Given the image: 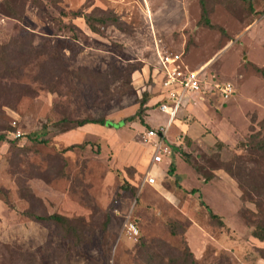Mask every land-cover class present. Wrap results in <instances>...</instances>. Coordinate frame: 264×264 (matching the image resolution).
<instances>
[{
	"label": "rangeland",
	"instance_id": "1",
	"mask_svg": "<svg viewBox=\"0 0 264 264\" xmlns=\"http://www.w3.org/2000/svg\"><path fill=\"white\" fill-rule=\"evenodd\" d=\"M248 1L251 10L244 0H204L208 28L199 0H0V264H264V239L251 235L264 224V157L240 147L264 118L255 70L264 69V0ZM98 17L116 21L98 26ZM156 42L234 92L189 103L200 141L173 146L150 186L142 133L166 118L156 108ZM138 109L120 128L70 123H116ZM175 126L170 139L182 132ZM235 158L249 174L244 186L221 166ZM217 175L238 193L236 206L213 196ZM51 214L73 228L32 218Z\"/></svg>",
	"mask_w": 264,
	"mask_h": 264
},
{
	"label": "built area",
	"instance_id": "2",
	"mask_svg": "<svg viewBox=\"0 0 264 264\" xmlns=\"http://www.w3.org/2000/svg\"><path fill=\"white\" fill-rule=\"evenodd\" d=\"M155 56L161 72L160 93L162 99L157 109L166 115L163 125L143 131L142 139L149 146L151 153L148 171L144 182L150 186L156 183V175H151L152 168L170 157L173 146L183 142V135L178 134L174 140L169 138V130L186 98L191 94H218L222 99L229 98L233 92V84L219 77L212 71L205 69V65L197 69H189L182 60V53H168L159 50L157 42L154 44ZM128 232L135 236L138 234L133 223H128Z\"/></svg>",
	"mask_w": 264,
	"mask_h": 264
},
{
	"label": "trees",
	"instance_id": "3",
	"mask_svg": "<svg viewBox=\"0 0 264 264\" xmlns=\"http://www.w3.org/2000/svg\"><path fill=\"white\" fill-rule=\"evenodd\" d=\"M248 2V7L251 10V5H250V1L248 0H244ZM199 5H200V23H202L203 25H205L208 28H214V26L212 24H210V21L208 19V11L205 5L204 0H199ZM73 14L75 15V17H80V12H73ZM60 15H64L63 12H60ZM86 18V22H87V26L89 27L90 30H92L93 32H97L98 29L96 27H94V25L92 23H90V19L89 17H85ZM97 24L98 26H107L108 23L110 22H115L116 18L113 17L112 19H108L107 17H98L97 19ZM97 26V27H98ZM255 70L260 73V75L264 78V69L262 68H257L255 67ZM160 104V102L156 103V107ZM142 110L138 109L137 112L128 118H125L123 120H120L119 122H112V121H108V120H104V119H90V118H83V119H77L75 121H70V123H72L75 127H81L84 126L86 124H97L100 126H104V127H111V128H120L121 126H123L125 124V122L127 121H133L134 118L141 116L142 114ZM60 122H67L66 120H61ZM140 123H143V120L140 119ZM34 140V138H33ZM223 144L218 141L216 143V150L221 151ZM240 147H242L243 149L245 148L246 151H248L249 154H253L256 156H260V157H264V118L261 119L258 123V130L257 131H253L244 139V142L240 143ZM235 164H229V165H225V164H221L222 168L225 170V172L227 174H229L231 177H235V179L241 184V185H246L245 183V178L247 176H249L248 173H241L240 175V171L239 169H241V162L238 158L234 159ZM173 163L169 165L168 169H167V174H171L174 171V167H173ZM249 188V187H248ZM257 189L254 186H251L249 188V191L252 193H256L257 194ZM192 193L197 192V190L195 189H191ZM259 194V193H258ZM201 204L203 205V207L205 208L206 212L208 213V216L210 219L212 220H217L219 222L220 218L217 214H215L212 209L206 205L203 201H201ZM32 218H34L35 220L38 221H53L54 223L60 225V226H65L67 227V229H72L73 226L69 223L68 219L64 216H61L59 214H51L48 216H33ZM221 221V220H220ZM174 234V232L172 233ZM251 235L259 240H263L264 239V224H261L257 227H254V229L251 231ZM189 256L191 257V254L189 253ZM183 261H185V258H182ZM191 263H193V261L191 260Z\"/></svg>",
	"mask_w": 264,
	"mask_h": 264
},
{
	"label": "crops",
	"instance_id": "4",
	"mask_svg": "<svg viewBox=\"0 0 264 264\" xmlns=\"http://www.w3.org/2000/svg\"><path fill=\"white\" fill-rule=\"evenodd\" d=\"M153 49H154V47H153ZM154 58H155V64L154 65L156 66L155 71H156V74H157V76L159 78L158 86H159V90H160V88H161L160 81H161L162 75H161V72H160V69H159V65H158V62H157V59H156V56H155V52H154ZM153 72H154V68H153ZM142 73L144 74V72L142 71L141 73H139V75L141 76ZM207 96H211L212 97V94L211 95H206V96L200 95V94H198V95L197 94L189 95L186 98V102L184 103L183 110H182L181 114H179V113L177 114V117L174 120V122H176V126L174 127V129L182 130L181 134L183 135V139H186L187 136H188V137L192 138V140L200 141L196 137H194V134L197 132V128H199L194 123L197 120V118H200V117L197 114V112L192 109L193 106H189V107H187V106L189 105V103L196 104V106H198V104L204 106L201 103L205 100V98ZM198 108H200V106H198ZM192 114L195 115V120L192 123L191 122L189 123L191 117L193 116ZM165 121H166V118H165ZM144 123L145 124H149L148 116L146 117ZM163 124H158V125L150 127V128H155V127H157L159 125H163ZM171 128H173V127H171ZM169 136H170V130H169ZM174 139H175V137L173 139H170V140H174ZM150 153H151V150H150ZM170 159H171V157H168L167 164L170 162ZM159 169H161L159 167V165H156V167L152 168V172H156ZM215 178L216 179H214L213 182H214V184L217 185V189H216V191L213 192V196L216 198V200H218V199L220 200L221 199V201H224V203H232V204H234V206H236L235 203H236V201L238 199V193L236 194V193L230 191V189L227 186H225L226 183H225L224 179H222V181H221V177L220 176L217 175V176H215ZM192 225L190 227H192Z\"/></svg>",
	"mask_w": 264,
	"mask_h": 264
}]
</instances>
